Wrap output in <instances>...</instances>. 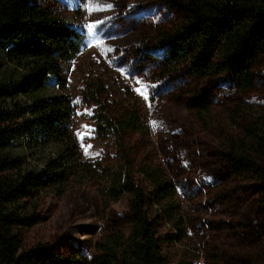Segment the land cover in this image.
Segmentation results:
<instances>
[{
  "label": "rangeland",
  "instance_id": "1",
  "mask_svg": "<svg viewBox=\"0 0 264 264\" xmlns=\"http://www.w3.org/2000/svg\"><path fill=\"white\" fill-rule=\"evenodd\" d=\"M38 1L84 35L81 52L61 62L66 82L58 90L74 103L71 132L83 159L113 164L118 157L113 140L96 132L87 81L103 80L115 105L132 101L138 107L142 129L128 133L126 143L136 161L149 157L164 167L181 208V232L165 220L159 226L168 264H264V181L232 173L223 158L228 139L264 115V55L253 66V85L243 93L226 72L196 78L185 64L168 71L162 35L182 16L163 0ZM195 91L210 102L207 123L189 104ZM24 148L32 163H41L51 151ZM256 160L264 170V157ZM99 187L84 179L61 195L44 192L40 221L22 230V248L42 247L46 259L40 264L92 258L96 243L124 222L128 211L126 197L104 208Z\"/></svg>",
  "mask_w": 264,
  "mask_h": 264
},
{
  "label": "trees",
  "instance_id": "2",
  "mask_svg": "<svg viewBox=\"0 0 264 264\" xmlns=\"http://www.w3.org/2000/svg\"><path fill=\"white\" fill-rule=\"evenodd\" d=\"M182 16L171 32L166 65L185 64L196 78L229 73L239 91L254 82L253 66L264 55V0H163ZM84 35L38 0H0V264H40L46 252L21 246L22 230L40 221L44 192L63 194L75 182L99 184L103 207L127 198L125 221L96 243L97 254L78 264H168L160 223L181 232L182 214L175 183L149 157L137 161L126 135L142 129L135 102L112 103L103 80L87 81L85 97L95 105L96 132L111 138L113 164L85 160L71 132L74 103L62 90L61 62L78 55ZM196 117L207 123L211 106L201 91L189 95ZM30 150L51 148L41 163ZM264 115L228 139L223 158L234 174L264 170ZM264 205V185L260 191Z\"/></svg>",
  "mask_w": 264,
  "mask_h": 264
},
{
  "label": "snow or ice",
  "instance_id": "3",
  "mask_svg": "<svg viewBox=\"0 0 264 264\" xmlns=\"http://www.w3.org/2000/svg\"><path fill=\"white\" fill-rule=\"evenodd\" d=\"M107 7H111V5H108ZM146 99H147V97H145ZM153 125H154V127L156 126L155 125V122H153ZM85 127H87V126H85ZM82 139H83V137H81ZM91 147V145H89L88 147H85L84 148V151H85V154L87 155L88 154V149ZM98 155V154H97Z\"/></svg>",
  "mask_w": 264,
  "mask_h": 264
}]
</instances>
